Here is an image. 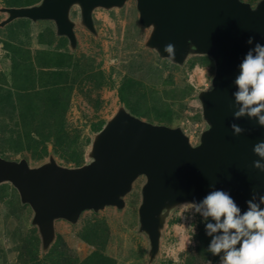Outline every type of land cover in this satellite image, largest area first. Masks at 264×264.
Segmentation results:
<instances>
[{
	"label": "water",
	"instance_id": "1",
	"mask_svg": "<svg viewBox=\"0 0 264 264\" xmlns=\"http://www.w3.org/2000/svg\"><path fill=\"white\" fill-rule=\"evenodd\" d=\"M128 0H39L27 6H2L6 16L0 27L15 19L47 20L68 46H77L75 29L82 26L97 35L95 9L121 8ZM139 24L148 29L144 46L169 60L167 44L175 46L171 63L183 65L189 56L212 60L208 88L197 93L206 127L192 145L181 127L148 122L119 104L96 131L81 165L64 166L49 155L39 165L27 158L0 156V184L9 182L20 201L32 210L39 249L46 253L56 239V221L72 224L84 211L124 208L125 197L138 177L144 178L137 208L138 232L148 239V263L158 255L164 225L183 203L199 202L210 191L228 192L241 211L264 196V171L253 166L261 159L254 145L264 141V126L255 118L234 117V81L239 65L256 42L264 45V0L254 5L244 0H134ZM78 8V21L71 17ZM254 37L253 44H248ZM237 124L244 131L235 134ZM264 162V161H262ZM264 208V204H261ZM239 247V245H237Z\"/></svg>",
	"mask_w": 264,
	"mask_h": 264
},
{
	"label": "rangeland",
	"instance_id": "2",
	"mask_svg": "<svg viewBox=\"0 0 264 264\" xmlns=\"http://www.w3.org/2000/svg\"><path fill=\"white\" fill-rule=\"evenodd\" d=\"M38 1L0 0V7L6 4L27 6ZM244 1L254 4L257 0ZM135 15L134 0H128L121 8L95 9L93 20L97 35L78 25L74 50L69 48L68 40L57 36L60 41L55 46L29 51V47L35 45V34L29 21L23 18L8 23L6 28V25L0 27L1 55L4 49L6 55L17 50L14 60L9 55L15 66L12 68L15 83L19 85L30 74L37 76L32 80L30 91L23 94L8 91L9 103L0 98V156L11 160L25 157L31 166H36L51 155L61 165H81L89 160L87 153L99 123L95 122L101 119L100 115L110 118L120 103L131 114L151 123L179 126L187 132L206 127L197 93L209 88L212 60L205 55H192L180 66L159 58L144 46L146 38L143 40V35L135 31L139 24ZM5 16L0 12V21ZM78 16L75 7L71 17L78 21ZM39 22L46 28L42 25L44 21ZM47 32L46 28L44 34ZM6 40H11L12 44L7 45ZM25 49L28 52H24ZM61 53L66 57L62 58ZM21 57L23 62H19ZM202 59H207L208 63H201ZM57 84L61 88L58 105L52 100L44 103V98L34 95L42 91L46 97L49 94L53 97L58 92ZM121 85L123 103L116 96ZM111 93L116 102L103 106L99 98ZM35 104L40 107L33 109ZM50 107H57L51 116L46 114ZM143 183V177L134 181L122 209L109 206L98 212L87 210L75 224L58 220L57 237L64 242L62 259L72 258L75 260L72 264H77L97 249L112 260L110 264H208L209 261L220 264L223 253L213 255L208 251L212 237L205 230L206 223L214 221L211 218L205 221L200 214L186 211L187 203L170 213L158 255L148 263V239L138 232L137 208ZM31 218V208L20 201L12 184L1 183L0 264H22L21 257L27 256L26 243L33 235H38ZM85 233H89L93 245L81 238ZM43 254L39 250L38 259L43 260ZM59 264L64 262L60 260Z\"/></svg>",
	"mask_w": 264,
	"mask_h": 264
},
{
	"label": "clouds",
	"instance_id": "3",
	"mask_svg": "<svg viewBox=\"0 0 264 264\" xmlns=\"http://www.w3.org/2000/svg\"><path fill=\"white\" fill-rule=\"evenodd\" d=\"M254 37L247 43L253 44ZM164 51L169 61L175 58V46L167 44ZM240 73L235 78L237 90L233 92L235 105L234 117L247 116L255 118L264 126V45L259 42L250 48L239 65ZM212 83L207 91H212ZM235 134L244 131L239 125H230ZM182 129V128H181ZM254 153L261 159L255 160L253 166L264 171V141L254 145ZM246 201L247 210L241 208L232 196L223 190L210 191L201 201L187 203L186 211L200 214L205 221L206 234L212 237L208 251L221 256L220 264H264V196ZM194 233V229H192ZM191 242V241H190ZM239 245V247H237ZM211 264V261L208 262Z\"/></svg>",
	"mask_w": 264,
	"mask_h": 264
},
{
	"label": "trees",
	"instance_id": "4",
	"mask_svg": "<svg viewBox=\"0 0 264 264\" xmlns=\"http://www.w3.org/2000/svg\"><path fill=\"white\" fill-rule=\"evenodd\" d=\"M6 5L7 6H13L14 4H12V5L6 4ZM14 6H16V5H14ZM22 20H28V19H22ZM28 21L30 22V20H28ZM40 38H42V34H39V39ZM61 38H64L67 41V39L65 37H61ZM52 42L53 41L50 40V43H52ZM4 43H6L7 45L9 44V46H10V44H12L11 40H6V41H4ZM14 47L15 46H12V48H14ZM16 51H17L16 49L13 50V51L11 50L10 54L12 56V60H14V56H15V52ZM65 57H66V55L62 54V58H65ZM201 63L206 64V63H208V60L207 59H202ZM12 68L15 69L14 64H12ZM46 85H47V83H46ZM58 85L59 84H57V86ZM121 88H122V85L119 88L118 95H119V98H120L119 99L120 102L123 103V99L121 98V95H120ZM59 89H61L60 86H58V89H57L58 92H56V95L53 96V97L49 94L47 96L48 97L47 98L45 95L42 94V91L35 92L34 95H37V97L36 96H34V97L39 98V99L44 98L43 101H44V103H47V104H48V102L50 103V101L52 100L51 102L53 104L58 105V103H60V99H61V96H60L61 93H59ZM27 94L28 93H26L25 96ZM23 100H25V99H23ZM45 101H48V102H45ZM28 107L31 108V104ZM36 107H40V105L35 104L33 109H35ZM55 108H57V107H50L49 109L46 110V114L50 115V116H51V114L53 115L54 111H52V110H55ZM62 108L65 109L64 106H62ZM100 126H102L101 123L97 124L95 130L98 131L101 128ZM88 234L89 233L83 234L81 238L84 239L85 241H87V243L93 245L94 243H92L91 239L88 237ZM63 243L64 242H62V240H60L59 237H56L54 243L51 245L49 250L46 253L43 254V256H42L43 260L42 259H38V252L40 250L39 249V238H38V235L36 236V234H35V235L32 236L31 240L26 243V250L27 251H25V254H27V256L24 255V257H21V263L22 264H59V262L61 260L62 262H64V264H72L73 261H75L72 258H67V259H64V260L62 259L64 253H63V250L61 249V246H62ZM111 261L112 260L110 258L106 257L102 252H100L97 249H94L84 259L79 260L77 262V264H110ZM214 261H215V259H214Z\"/></svg>",
	"mask_w": 264,
	"mask_h": 264
},
{
	"label": "crops",
	"instance_id": "5",
	"mask_svg": "<svg viewBox=\"0 0 264 264\" xmlns=\"http://www.w3.org/2000/svg\"><path fill=\"white\" fill-rule=\"evenodd\" d=\"M135 18H137V15H135ZM107 20V19H105ZM39 21H44V24H42L43 26L46 25V28H47V32L46 34H44V30L46 28L44 27H41L40 26V22ZM39 21H30L29 24L31 25V31L35 34V42L33 44L35 45H31L30 50L31 51L32 49L36 50V49H44L46 48V46L48 47V45H52V46H55L56 44H58V41L59 38L61 37H57L56 34H55V30H54V26L52 24V22H49L47 20H39ZM106 23H109V21H106ZM137 25V24H136ZM7 27V24L4 28ZM138 28H135V31L137 30L138 34L140 35H143V40L146 38L147 34H148V30L141 27L140 24L137 25ZM51 33V34H50ZM143 33V34H142ZM32 34V33H31ZM39 34H42V38L39 39ZM44 35V36H43ZM46 37V38H44ZM52 40L53 42L50 43L49 41ZM90 43L91 41L88 40ZM49 42V43H48ZM88 43V42H87ZM87 43H84L83 45L86 44V46H88ZM36 44H40V46H36ZM42 44V45H41ZM90 46V45H89ZM105 46H108V45H105ZM26 50V49H25ZM21 51V50H20ZM24 52H28V50L24 51ZM5 53V54H4ZM7 53V50H3V53L2 55H5V56H2L1 53H0V98L1 99H7V96H6V93L8 91H11V90H16L17 92L19 93H22L23 92H28L31 90V84L33 83L32 80L35 81V79H37V76L36 75H33V74H30L29 77L28 76H25V79L24 81L20 82V84H16L15 81H14V78H13V72L12 71V64H11V58H10V53L9 55H6ZM9 56V58H8ZM19 62H23V58L21 57V59L19 60ZM35 74V72H34ZM33 89V88H32ZM4 94V95H2ZM108 95V94H107ZM104 95L102 96L101 98H99L100 100V103H102L103 106H105L107 103H111V101H115L118 99L119 95H118V92L116 93V96H117V99L115 98L114 99V96H113V93H111L110 95ZM98 99V98H96ZM8 100V103L11 99H7ZM48 106V105H47ZM67 109V108H66ZM101 116V119L97 120L95 123L99 122L98 124H103L106 119H108V117H106L105 119L103 118L104 116L100 115ZM97 125V124H96ZM57 223V221H56ZM56 226V224H55ZM56 234H57V228H56ZM57 237V235H56Z\"/></svg>",
	"mask_w": 264,
	"mask_h": 264
},
{
	"label": "built area",
	"instance_id": "6",
	"mask_svg": "<svg viewBox=\"0 0 264 264\" xmlns=\"http://www.w3.org/2000/svg\"><path fill=\"white\" fill-rule=\"evenodd\" d=\"M201 131H202V129L199 131L196 130V131H191V132H187V131L183 130V132L188 136L189 142L192 145L197 144Z\"/></svg>",
	"mask_w": 264,
	"mask_h": 264
},
{
	"label": "bare ground",
	"instance_id": "7",
	"mask_svg": "<svg viewBox=\"0 0 264 264\" xmlns=\"http://www.w3.org/2000/svg\"><path fill=\"white\" fill-rule=\"evenodd\" d=\"M198 69H199V68H198ZM193 72H194V71H193ZM200 74H203V73L201 72ZM200 74H199V75H200Z\"/></svg>",
	"mask_w": 264,
	"mask_h": 264
},
{
	"label": "flooded vegetation",
	"instance_id": "8",
	"mask_svg": "<svg viewBox=\"0 0 264 264\" xmlns=\"http://www.w3.org/2000/svg\"><path fill=\"white\" fill-rule=\"evenodd\" d=\"M251 4H252V5H254L255 3H254V4H253V3H251ZM95 36H96V35H95Z\"/></svg>",
	"mask_w": 264,
	"mask_h": 264
}]
</instances>
